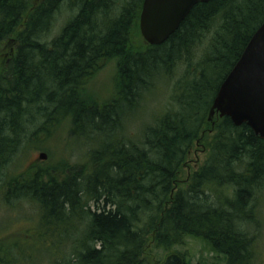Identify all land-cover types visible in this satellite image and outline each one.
<instances>
[{
	"label": "trees",
	"instance_id": "obj_1",
	"mask_svg": "<svg viewBox=\"0 0 264 264\" xmlns=\"http://www.w3.org/2000/svg\"><path fill=\"white\" fill-rule=\"evenodd\" d=\"M142 2L0 0V202L23 213L30 206L39 232V247L26 233L0 239V264H148V244L170 251L188 237L225 264H260L264 140L208 116L264 21V0L199 3L157 46L139 34ZM63 3L72 17L47 39ZM112 58L116 94L99 104L87 84ZM162 83L172 86V101L143 119L144 97ZM65 128L70 146L87 148V168L59 158L9 171L22 150ZM209 129L205 161L186 172ZM52 235L57 252L42 246ZM158 264L188 263L174 251Z\"/></svg>",
	"mask_w": 264,
	"mask_h": 264
},
{
	"label": "rangeland",
	"instance_id": "obj_2",
	"mask_svg": "<svg viewBox=\"0 0 264 264\" xmlns=\"http://www.w3.org/2000/svg\"><path fill=\"white\" fill-rule=\"evenodd\" d=\"M72 14L73 10H70L69 4L63 3L62 7H60V11L56 15L57 19L55 26L47 39L54 37L66 21L72 17ZM11 48L12 45L10 44L7 49L11 51ZM2 56L5 57V53H3ZM115 75L116 60L112 58L101 66V68L87 84V93L90 95L92 100L102 104L115 97ZM152 91H154L153 95L150 94L144 97L145 102L143 103L146 108L143 119H152V117L157 114L155 113V109L157 111H161L163 108L166 110V107H168L172 101V86L162 83L159 88L155 87ZM214 118L215 117H213L211 121H208L212 123ZM65 131H68V128L55 132L48 139L46 138L47 142L44 143L45 146L43 147L34 144L27 152L22 150V152L19 153V158H15L13 163L10 164L8 168L9 171H15L14 173L17 174L21 173V171H23L26 167L28 169L35 170V166H44L45 164L49 165L53 163L54 160H57L54 163H59V158L65 159L70 166L77 165L80 168H87L89 166V162L86 160L87 155L85 154L87 148H77L75 145L70 146V142L67 140L68 136ZM131 131L135 132V127L131 129ZM212 131L213 130L209 129L203 133L200 141H197L196 145L192 148L188 161L186 162V172L189 173L193 170H197L205 161L208 154V142L211 140L210 137L212 135ZM43 136L44 134H41L40 138L42 139ZM82 151H84V153H82ZM41 153L46 156L44 161L39 158V154ZM3 180L4 179L1 178L0 182ZM182 180L183 177L180 178V181ZM24 209L26 210V214L19 211L16 212V210L9 211L0 202V239H22L25 237L24 235L26 233V238L29 240L28 243L35 244L39 247V241H37L39 240V232H37L35 220L31 219L32 217H36V213L33 212V209L30 206L26 205ZM260 213L262 217V219H260L261 234L256 238V242L261 250L259 262L260 264H264V203H260ZM42 246L43 248L50 247L54 250V252L59 251L61 248L59 239L53 235L51 237L49 236L48 240L45 241ZM174 251L182 253L186 259V263L188 264H225L224 258L212 252L206 243L189 237L184 239L182 245L176 246L170 251L163 250L162 248L156 247L153 243H150L147 245L144 258L148 264H158L166 258L167 254ZM46 262V259H41L40 264H47Z\"/></svg>",
	"mask_w": 264,
	"mask_h": 264
},
{
	"label": "water",
	"instance_id": "obj_3",
	"mask_svg": "<svg viewBox=\"0 0 264 264\" xmlns=\"http://www.w3.org/2000/svg\"><path fill=\"white\" fill-rule=\"evenodd\" d=\"M212 0H143L139 30L151 46L164 43L199 3ZM214 115L227 117L236 127L246 125L264 140V21L254 32L239 59L222 81L213 99ZM45 160V154H39Z\"/></svg>",
	"mask_w": 264,
	"mask_h": 264
},
{
	"label": "flooded vegetation",
	"instance_id": "obj_4",
	"mask_svg": "<svg viewBox=\"0 0 264 264\" xmlns=\"http://www.w3.org/2000/svg\"><path fill=\"white\" fill-rule=\"evenodd\" d=\"M138 31H139V34H140V36H141L140 30H139V18H138ZM141 39L144 40L142 36H141ZM144 42H145V41H144Z\"/></svg>",
	"mask_w": 264,
	"mask_h": 264
}]
</instances>
